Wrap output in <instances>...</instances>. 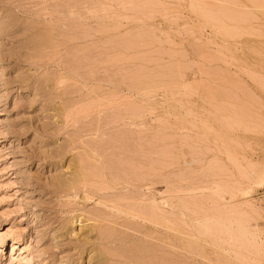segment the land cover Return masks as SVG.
<instances>
[{
  "label": "rangeland",
  "instance_id": "rangeland-1",
  "mask_svg": "<svg viewBox=\"0 0 264 264\" xmlns=\"http://www.w3.org/2000/svg\"><path fill=\"white\" fill-rule=\"evenodd\" d=\"M262 1L0 0V264H264Z\"/></svg>",
  "mask_w": 264,
  "mask_h": 264
},
{
  "label": "bare ground",
  "instance_id": "bare-ground-1",
  "mask_svg": "<svg viewBox=\"0 0 264 264\" xmlns=\"http://www.w3.org/2000/svg\"><path fill=\"white\" fill-rule=\"evenodd\" d=\"M262 2H264V1H262ZM199 7H200V6H199ZM199 7H198V8H199ZM200 8H201V7H200ZM197 10H199V9H197ZM204 13L206 14V12H204ZM203 16H204V14H203ZM204 18H205V17H204ZM205 19H206V18H205ZM211 19H212V18H211ZM218 20H219V19H218ZM218 20H217V22H220V21H218ZM220 20H222V19H220ZM206 21H207V20H206ZM211 21H212V20H211ZM208 22H209V21H208ZM213 22H214V21H213ZM215 22H216V20H215ZM224 23H225V22H223V24H224ZM223 24H222V26H223ZM218 26H219V25H218ZM224 27H225V26H224ZM231 27H232V26H231ZM231 27H230V28H231ZM215 28H216V27H215ZM226 28H227V27H226ZM223 29H224V28H221V31H222ZM224 30H225V29H224ZM226 30H227V29H226ZM230 30H231V29H230ZM232 30H234V29L232 28ZM227 32H228V31H227ZM223 33H224V32H223ZM239 122H240V121H239ZM234 123H235V124H234ZM240 123H241V122H240ZM229 124H230V123H229ZM233 124L236 125V121H234ZM241 124H242V123H241ZM241 124H238V125H241ZM238 125H237V126H238ZM192 128H193V127H192ZM229 128H230V127H229ZM255 165H256V164H255ZM254 167H255V166H254ZM254 169H255V170H253V171L251 172L252 175H253V179H254L257 183L262 182V180H264V165H262L261 167H258V168H254ZM73 188H74V187H73ZM215 190H216V189H215ZM72 191H73V190H72ZM212 191H213V190H212ZM220 191H221V190H220ZM219 196H220V195H219ZM98 202H99V201H98ZM114 205H117V204H114ZM132 205H134V204H132ZM117 206H118V205H117ZM198 206H199V204H198ZM137 207H139V205H138ZM153 207H154V206H153ZM131 208H132V207H131ZM115 209H116V208H115ZM129 209H130V208H129ZM137 209H138V208H137ZM154 209H155V208H154ZM121 210H123V209H121ZM135 210H136V209H134V211H135ZM138 210H139V209H138ZM152 210H153V209H152ZM160 210L162 211V209H160ZM194 210H195V209H194ZM125 211H126V210H125ZM130 211H133V209L130 210ZM148 211H150V210H148ZM153 211H155V210H153ZM135 212H136V211H135ZM138 212H139V211H137V213H138ZM228 212H229V211H228ZM131 213H132V212H130V214H131ZM137 213H135V214L137 215ZM150 213L152 214V212H150ZM159 213H160V212H159ZM229 213L232 214L231 211H230ZM233 213L235 214L234 211H233ZM128 214H129V211H128ZM153 214H154V213H153ZM132 215H134V213H133ZM143 215H144V214H143ZM220 215H221V214H220ZM128 216H129V215H128ZM137 216H138V215H137ZM139 216H140V215H139ZM149 216H150V215H149ZM152 216H155V215H152ZM157 216H158V215H156V217H157ZM218 216H219V215H218ZM225 216H226L227 218H229V217H232V216L234 217L235 215L232 214V215H225ZM129 217H130V216H129ZM129 217H128V218H129ZM150 217H151V216H150ZM236 217H237V216H236ZM0 218H1V219H5V216H4L2 213H0ZM153 218H155V217H153ZM153 218H152V219H153ZM224 218H225V217H224ZM131 219H133V217H132ZM134 219H135V218H134ZM136 219H137V218H136ZM146 219H147V218H146ZM157 219H158V218H156V220H157ZM125 220H126V219H125ZM147 220H148V219H147ZM150 220H151V219H150ZM159 220H160V218L158 219V221H159ZM209 220H211V219H209ZM92 221H93V220H92ZM136 221H138V220H136ZM152 221H154V223H156L155 220H152ZM161 221H162V220H161ZM125 223H127V222H125ZM159 223H160V222H159ZM159 223H158V224H159ZM167 223H168V222L166 221V224H167ZM235 223H236V222H235ZM238 223H239V222H238ZM80 224H81V223H80ZM123 224H124V223H123ZM136 224H137V223H136ZM166 224H165V225H166ZM169 224H170V223H169ZM173 224H174V223H173ZM225 224H226V223H225ZM240 224H241V223H240ZM170 225H171V224H170ZM170 225H169V226H170ZM238 225H239V224H238ZM135 226H136V225H135ZM227 226L229 227V225H227ZM239 226H240V225H239ZM111 227H112V226H111ZM228 227H227V228H228ZM124 228H125V227H124ZM124 228H123V229H124ZM131 228H132V227H131ZM141 228H142V227H141ZM166 228H167V227H166ZM239 228H240V227H238L237 229L240 230ZM125 229H126V228H125ZM125 229H124V230H125ZM143 229H144V228H143ZM214 229H215V228H214ZM99 230H100V229H99ZM103 230H104V229H103ZM155 230H156V229H155ZM226 230H227V229H226ZM238 230H237V231H238ZM245 230H246V229H245ZM245 230H242V229H241L240 232L245 231ZM104 231H105V230H104ZM104 231H103V233H101V234H104ZM205 231H206V230H205ZM230 231H231V230H230ZM248 231H249V230H248ZM248 231H246V233H247ZM253 231H254V230H253ZM184 232H185V231H184ZM187 232H188V231H187ZM222 232H223V231H222ZM238 232H239V231H238ZM238 232H237V233H238ZM99 233H100V232H99ZM137 233H138V232H137ZM180 233H182V232H180ZM224 233H225V231H224ZM226 233H227V232H226ZM229 233H231V232H229ZM256 233H257V232H256ZM106 234H107V233H105V235H106ZM132 234H133V233H132ZM209 234H211V233H209ZM221 234H222V233H221ZM241 234H242V233H241ZM247 234H249V233H247ZM109 235H110V233H109ZM227 235H230V234H227ZM237 235H238V234H237ZM242 235H244V234H242ZM251 235H252V234L250 233V236H251ZM214 236H215V235H214ZM231 236H233V235H231ZM256 236H257V235H256ZM104 237H105V236H104ZM229 237H230V236H229ZM233 237H234V236H233ZM233 237H232V238H233ZM241 237H242V236H241ZM253 237H254V236H252V238H253ZM99 238H101V237L99 236ZM243 238H245V236H243ZM245 239H246V238H245ZM255 239H256V238H255ZM106 240H107V239H106ZM118 240H119V239H118ZM102 241H103V240H102ZM185 241H186V240H185ZM185 241H183V242H184V243H187V242H185ZM244 241H245V240H244ZM253 241H254V238H253V240H251L250 242H253ZM128 242H129V241H128ZM153 242H154V241H153ZM229 242H231V241H229ZM232 242H233V241H232ZM234 242H237V240L234 241ZM240 242H241V241H240ZM240 242H239V243H240ZM257 242H258V241H257ZM257 242H256V243H257ZM138 243H139V242H138ZM225 243H226V240H225ZM253 243L255 244V241H254ZM253 243H252V244H253ZM129 244H130V243H129ZM236 244H237V243H236ZM244 244H245V243H244ZM244 244H240V245H244ZM147 245H148V244H147ZM226 245L229 246L228 244H226ZM232 245H233V244H232ZM257 245H258V244H257ZM186 246H188V243H187ZM252 246H253V247H252ZM252 246H251V247H252L251 249L254 248V245H252ZM230 247H232V246L230 245ZM233 247H234V246H233ZM233 247H232V249H233ZM247 247H248V246H247ZM256 247H257V246H256ZM262 247H264V246H262ZM143 248H145V247H143ZM156 248H157V247H156ZM105 249H106V248H105ZM105 249H104V250H105ZM158 249H160V248H158ZM158 249H157V250H158ZM240 249H241V248H240ZM245 249H246V247H245ZM143 250L146 251V249H143ZM147 250H148V247H147ZM152 250H153V249H152ZM157 250H156V251H157ZM234 250H235V249H234ZM105 251H106V250H105ZM128 251H129V250H128ZM229 251H230V250H229ZM245 251H247V250H245ZM91 252H92V251H91ZM91 252H90V253H91ZM96 252H97V251H96ZM129 252H130V251H129ZM136 252H137V251H136ZM90 253H88V254H89V255H88L89 258H91L90 260L94 259V260L92 261V262H93L92 264H101V258L98 257V255H97V256H94V255L92 254L93 252L91 253L92 255H90ZM102 253H103V252H102ZM148 253H149V252H148ZM154 253H155V252H154ZM259 253H260V252H259ZM99 254H101V253H99ZM114 254H115V253H114ZM129 254H130V253H127V255H129ZM240 254H241V253H240ZM256 254H257V253H256ZM106 255H107V254H106ZM127 255H126V256H127ZM137 255H138V253H137ZM151 255H152V254H151ZM115 256H116V255H115ZM115 256H114V258H116ZM117 256H118V255H117ZM122 256H124V255H122ZM139 256H140V255H139ZM241 256H242V255H241ZM105 257H106V256H105ZM118 257H119V256H118ZM127 257H129V256H127ZM86 258H88V257L86 256ZM135 258H137V259H138V262H139L140 258H138V257H133V259H135ZM154 258H155V257H154ZM222 258H223V256H222ZM116 259H117V258H116ZM121 259H122V258H121ZM129 259H130V258H129ZM143 259H144V258H143ZM148 259H149V258H148ZM155 259H156V258H155ZM157 259H159V258L157 257ZM103 260H104V259H103ZM123 260H124V259H123ZM144 260H146V259H144ZM144 260H143V261H144ZM149 260H150V259H149ZM152 260H153V259H152ZM124 261H125V260H124ZM126 261H127V260H126ZM132 261H133V260H132ZM141 261H142V259H141ZM141 261H140V262H141ZM143 261H142V262H143ZM159 261H160V260H159ZM162 261H164V260H162ZM223 261H224V258H223ZM226 261H227V260H226ZM136 262H137V260H136ZM140 262H139V263H140ZM145 262H146V261H145ZM150 262H151V260H150ZM154 262H155V261H154ZM157 262H158V261H157ZM89 263H91V262H89ZM146 263H147V262H146ZM146 263H145V264H146ZM163 263H164V262H163ZM224 263H225V262H224ZM87 264H88V263H87ZM134 264H135V263H134ZM149 264H150V263H149ZM155 264H156V263H155ZM166 264H167V263H166Z\"/></svg>",
  "mask_w": 264,
  "mask_h": 264
}]
</instances>
